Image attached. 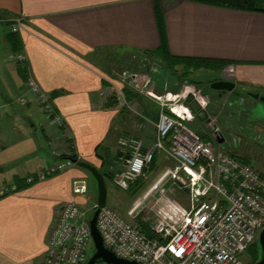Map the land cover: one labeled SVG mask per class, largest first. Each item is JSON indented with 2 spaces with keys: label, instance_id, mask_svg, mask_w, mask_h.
<instances>
[{
  "label": "crops",
  "instance_id": "0c3cea01",
  "mask_svg": "<svg viewBox=\"0 0 264 264\" xmlns=\"http://www.w3.org/2000/svg\"><path fill=\"white\" fill-rule=\"evenodd\" d=\"M162 5L172 55L223 60L228 65L220 72L202 69L187 78L181 77L183 67L177 72L167 70L172 81L161 85L155 75L164 76L166 71L152 69L149 76L160 93L172 94L181 91V83L189 82L209 96L191 80L202 71L215 76L208 80L207 88L218 77L233 81L236 89L225 96L224 104L213 106L212 99L209 108V114L218 118L221 132L215 136L198 118L191 123L204 141L213 142L217 153L250 164L264 176V119L254 116L253 123L247 119L253 105L247 93L264 95V12L235 11L187 0H162ZM156 6L155 0H0V191L17 187V191L0 196V264H43L47 236L62 205L75 202L87 211L97 206L92 174L77 164L46 180L26 183L28 176L56 163L55 152L103 169L110 154L101 145L115 122L127 129H117L110 144L117 167L107 174L115 177L122 171V159L116 152L120 136L139 139L145 148L154 144L156 129H148L147 121L155 126L158 119L143 113L145 117L125 120L133 101L123 111L107 106L110 100L112 103L107 96L112 89L127 87L121 71H126L123 64L132 54L160 47ZM19 17L24 18L23 24L17 33L10 34L8 27ZM16 53L26 56L24 68L14 61ZM30 77L48 96L71 140L59 141L63 128L50 121L29 90ZM24 97L27 104L21 103ZM145 97V104L151 103ZM223 99L217 97L218 101ZM229 99H244L246 108L233 110L231 116H238L240 122L231 121L229 125L235 127L225 128L221 119L230 111ZM151 104L158 111V106ZM191 105L196 107L187 101L181 108ZM103 152L105 157L98 154ZM79 178L88 181L87 195L73 192V182ZM111 183L116 190L109 205L141 230H151L140 216H128L133 205L131 193L119 189L113 180Z\"/></svg>",
  "mask_w": 264,
  "mask_h": 264
},
{
  "label": "built area",
  "instance_id": "2783aa9c",
  "mask_svg": "<svg viewBox=\"0 0 264 264\" xmlns=\"http://www.w3.org/2000/svg\"><path fill=\"white\" fill-rule=\"evenodd\" d=\"M23 22V17L15 19L8 32L17 33ZM14 61L19 68H24L27 59L23 53H16ZM140 70L123 71L122 82L158 106L156 140L145 148L139 139L120 137L116 152L122 159V171L113 183L129 191L138 181L147 178L157 153L164 154L175 165L166 168L128 211L130 218L137 219L140 213L152 210L154 221L150 227L156 237H148L139 225L106 205L97 220L104 246L119 259L138 264H247L244 256L264 228V176L250 164L217 153L213 142L204 141L189 126L198 118L215 136L221 132L218 118L209 114L212 104L209 96L191 84H184L177 94L155 93L154 81ZM27 86L50 121L63 128L61 142L71 140L68 129L35 79L30 77ZM107 97H113L120 108L130 107L123 90L112 89ZM187 101L197 106V112L181 108ZM21 103L27 104L28 99L22 98ZM54 154L56 163L36 176H28L27 184L46 180L75 165L59 152ZM168 182L178 183L180 191L187 192L190 209L166 195L164 187ZM15 191V185L5 187L0 196ZM73 192L87 195V179L74 180ZM89 222L87 210L75 202L64 203L47 236L43 264H89L95 253ZM95 264L108 263L99 260Z\"/></svg>",
  "mask_w": 264,
  "mask_h": 264
},
{
  "label": "rangeland",
  "instance_id": "374dc122",
  "mask_svg": "<svg viewBox=\"0 0 264 264\" xmlns=\"http://www.w3.org/2000/svg\"><path fill=\"white\" fill-rule=\"evenodd\" d=\"M170 1H172V0H170ZM167 3V5H172V3H169V2H166ZM153 60V61H152ZM152 60H150L149 61V63H146L147 62V60L145 59V58H139L138 56H136V57H134V56H130L129 57V61L127 62V63H131V64H133V63H140V65H141V67H142V65L144 66L143 67V69H141L140 71H142V73L144 74V76L146 75V74H150L149 73V70H150V72L152 71V69H155V70H158V68H161V69H163L162 71L163 72H165V74H164V76L162 75H160V76H157V75H155V77H156V79H157V81H158V83H159V85H161V84H165L166 83V81L167 82H171L172 80H171V74H170V77H169V73L168 72H170V71H168L167 72V69H165V68H163L162 66H157V65H159V64H161L162 65V63L160 62V60H158V59H156V58H153ZM137 66H138V64H137ZM121 70V69H120ZM125 70H127V69H125ZM134 70V69H133ZM136 70V69H135ZM148 70V71H147ZM127 71H129V72H131L132 70H127ZM148 72V73H147ZM179 72V71H178ZM179 73H181V72H179ZM123 74V71H121V75ZM215 76H214V74H211L210 72H207V71H202V73L200 72V73H195L194 75H192V77H191V80H194L195 82H196V85L199 87V86H202L203 87V89L206 91V93H209V97L211 98V101H212V99L214 100V103H213V106H216V105H222V104H224V102H225V99H226V95H223V100L222 101H218L217 100V97L220 95L219 94V91H216V90H213V89H211V88H207L208 87V80L209 79H212V78H214ZM142 78H143V76H142ZM121 79H122V77H121ZM154 83V90H155V93H158V94H162V93H160L159 91H158V84L157 83H155V82H153ZM182 85H188L189 84V82H183V83H181ZM180 84V85H181ZM191 84V83H190ZM189 84V85H190ZM135 93H137L139 96H141V97H145V95L144 94H141V93H139V92H137V91H135ZM146 98V97H145ZM246 98L247 99H249V97L248 96H246ZM147 99V101L148 102H151V103H154L152 100H150L148 97L146 98ZM220 100V99H219ZM232 103H233V105L234 106H231V104L230 105H228V110L230 109V111L229 112H225V114H224V117H222V119H221V121H222V124H223V126L225 127V128H227V126H228V128H230V126H234L235 127V125H229L230 123L229 122H231V121H238V122H240V118L237 116V117H234V119H233V117L231 116L232 114H233V110L234 111H236L237 109H240L239 108V103H240V100H232L231 101ZM155 104V103H154ZM140 104L137 102V101H133V111L132 110H128V113H127V115H124L125 116V120H130V121H134L135 119H137V118H141V116H142V114L144 113V115H145V112L143 111V108H140ZM242 107H244V108H246V105H244V103L241 105ZM260 106H261V104H260ZM196 108H197V106H196ZM155 109V108H154ZM250 109V113H249V116H248V118L247 119H251V120H249L251 123H253V118H254V116H258L259 118H263L264 119V110L261 108V107H253L252 106V108L250 107L249 108ZM134 110H135V112H134ZM145 110H147V108H145ZM156 110V109H155ZM263 110V111H262ZM154 112V111H153ZM158 114H159V112L157 113V114H152L151 112H149V111H147L146 112V117H148L149 119H151V118H153V119H155V121L157 120V117H156V115L158 116ZM145 116H142V117H145ZM232 117V118H231ZM242 118H246L245 116H241ZM143 119V118H142ZM144 120V119H143ZM136 121H138V120H136ZM147 121V120H146ZM147 123L149 124H147L148 125V129H156V127L153 125V124H151L150 123V121H147ZM203 124H204V122H203ZM257 124V123H256ZM140 125V124H139ZM189 126L193 129V130H195L196 131V129H195V123H190L189 124ZM205 126V125H204ZM258 126V125H257ZM197 128V127H196ZM256 128H258V127H256ZM117 129L118 130H127V129H125V127H122L121 125H119V124H116L115 122L113 123V126L111 127V131H109V133L107 134V137H106V140L103 142V144L101 145L102 147H101V149L103 148V150H107L108 151V153L110 154L109 155V157H108V159H106V161H107V166H105V167H103V169H101L102 167H99V169H100V171H101V173H103V174H107V173H109L110 171H112V170H115V167H117V166H115L114 165V160L112 159V157L113 156H111V153H110V144H111V142L113 141V138L115 137V135L117 134ZM147 129V128H146ZM145 132L147 131V130H144ZM133 134V133H132ZM131 134V135H132ZM134 135V134H133ZM122 136H130V135H128V134H125V135H122ZM122 136H120V137H122ZM119 137V138H120ZM61 137H59V141L61 142ZM99 155H103V157H105V155H104V152L101 154V153H98ZM175 165V162L173 161V160H171V159H168L164 154H162V153H157V161H156V164L153 166V167H151L150 168V170L148 171V174H147V178L146 179H144L143 181H142V183H141V186H140V188H139V192H138V194L136 195V196H133L132 194H130V196L132 197V200H133V204L135 203V201H137L138 199H140L141 197H142V195L154 184V183H156L157 182V180L164 174V171H165V169L166 168H168V167H172V166H174ZM93 166V165H92ZM96 168H98V167H96ZM90 174V173H89ZM91 179H92V181H93V183H94V192H95V194H96V192L98 193V186H97V181L95 180V178L91 175ZM106 183H107V191H108V202H107V205H109L110 204V196H111V194L114 192V190H116L115 188H114V186H113V184L111 183V181L107 178L106 179ZM179 184L177 183L176 185H174L172 182H168V184H166L165 185V187H164V189H165V191H166V195L168 196V197H170L171 199H174V200H176V201H178L179 203H181L184 207H186L187 209H190L191 208V206H190V201H189V197H188V195H187V192L185 193V192H183V191H180V189H179V186H178ZM117 191H119V190H117ZM119 192H121V191H119ZM110 206V205H109ZM97 207V206H96ZM150 207V206H149ZM95 208V207H94ZM83 209L84 210H87V207H83ZM94 210V209H93ZM93 210H90V211H88V217L89 218H92L93 217V214H94V212H93ZM120 210V209H119ZM141 218H143L144 219V221L146 222V221H148V222H146V223H148L150 226H151V224L153 223V221H154V212L152 211V210H147V212H142V213H140V215H139ZM146 219V220H145ZM255 250H256V247H253L252 249H251V251H248L247 253H246V255L244 256V261L245 262H247V263H249V262H251L253 259H254V253H255ZM91 255H92V253H90L88 256L89 257H91Z\"/></svg>",
  "mask_w": 264,
  "mask_h": 264
},
{
  "label": "trees",
  "instance_id": "16d2710c",
  "mask_svg": "<svg viewBox=\"0 0 264 264\" xmlns=\"http://www.w3.org/2000/svg\"><path fill=\"white\" fill-rule=\"evenodd\" d=\"M156 1V16H157V22H158V27L160 31V37H161V45L158 49L156 50H151V51H142L141 53L132 54L131 56H138L140 59L145 58L148 59L149 61L152 60L153 58H156L160 60L162 63L157 65V66H162L163 68L171 71L177 72L178 67H183L184 72L182 73L181 77L187 78L192 74L193 72H197L199 70L205 69V70H211V71H216L220 72L225 69V67L228 65L227 61L223 60H216V59H205V58H189V57H178L174 56L171 54L169 50V44H168V37H167V28H166V23H165V18H164V11H163V5H162V0H155ZM189 2L193 3H199V4H204V5H209V6H214V7H219V8H224V9H229V10H235V11H244V12H264V0H187ZM14 34V33H10ZM153 61V60H152ZM138 64V66H137ZM125 69L127 70H132V71H138L140 69H143V65L141 67L140 63H124ZM122 69V70H125ZM134 69V70H133ZM136 69V70H135ZM124 95L127 99V101L130 103L132 101H137L143 108V111L146 112L149 111L152 114H157L159 112L155 111L153 104L148 103L145 104V101L141 96H139L137 93L133 92L130 87H123ZM178 92V90H175V92ZM177 94V93H176ZM112 103L109 101L107 103V106L109 107H116L117 102L115 99L112 97ZM213 103V102H212ZM212 105V104H211ZM106 106V107H107ZM147 108V110H145ZM191 108L194 112H197V108L191 105ZM123 111L126 109L123 108ZM154 111V112H153ZM156 117H158L156 115ZM200 117V116H199ZM158 119V118H157ZM63 158H69L71 160H77L76 156H70V157H64ZM157 161V154L155 155L154 161L151 165L153 167L156 164ZM100 171V170H99ZM101 173V171H100ZM91 174V173H90ZM106 179L108 178L110 181L114 179V174H103ZM142 181H138L136 184H134L130 189L129 192L133 195L136 196L139 192V188L141 186ZM97 207L94 208L93 212H95ZM91 220V218H90ZM149 225L147 224L146 227ZM148 237L150 238H155V234L149 230L148 228L145 230H142ZM253 247H256L255 253H254V259L249 262L250 264H255L259 260V253H260V248L257 242H255L249 249L248 251H251ZM247 251V252H248Z\"/></svg>",
  "mask_w": 264,
  "mask_h": 264
},
{
  "label": "water",
  "instance_id": "95a60500",
  "mask_svg": "<svg viewBox=\"0 0 264 264\" xmlns=\"http://www.w3.org/2000/svg\"><path fill=\"white\" fill-rule=\"evenodd\" d=\"M210 88L221 92L220 95L223 96L232 93L236 89V84L234 82L220 80L212 83L210 85ZM247 95L253 100L252 106L254 108L261 107L264 110V95H259L255 93H247ZM229 100H230L229 105L231 104L232 106L233 105V103L231 102L232 99ZM244 102H245L244 99H240L239 108H241V105ZM73 162L77 164L79 167L90 172L97 181V185H98L97 209L94 212L93 217L89 222L91 235L95 247V253L90 259L89 264H95L99 260L108 264H138L136 262L119 259L118 257L115 256L114 253L106 249V247L104 246L102 236L97 227V220L100 210L107 205L108 191H107L105 178L102 175V173H100L99 169L96 168L95 166H92L91 164L85 162H78L77 160H74ZM257 243L260 248V253H259V260L255 264H264V228L260 231L258 235Z\"/></svg>",
  "mask_w": 264,
  "mask_h": 264
},
{
  "label": "flooded vegetation",
  "instance_id": "af4514ba",
  "mask_svg": "<svg viewBox=\"0 0 264 264\" xmlns=\"http://www.w3.org/2000/svg\"><path fill=\"white\" fill-rule=\"evenodd\" d=\"M220 80H221V81H222V80H223V81H227L225 78H222V77L219 78V77H218L217 79L213 80V81L209 84V86H210L212 83L217 82V81H220ZM232 82H233V81H232ZM220 93H221V92H220ZM247 264H250V263H247Z\"/></svg>",
  "mask_w": 264,
  "mask_h": 264
}]
</instances>
